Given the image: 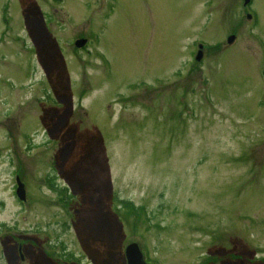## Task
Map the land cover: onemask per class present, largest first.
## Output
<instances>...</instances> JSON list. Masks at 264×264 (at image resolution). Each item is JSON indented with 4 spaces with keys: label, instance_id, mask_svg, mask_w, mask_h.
Segmentation results:
<instances>
[{
    "label": "rangeland",
    "instance_id": "rangeland-1",
    "mask_svg": "<svg viewBox=\"0 0 264 264\" xmlns=\"http://www.w3.org/2000/svg\"><path fill=\"white\" fill-rule=\"evenodd\" d=\"M35 1L57 46L15 7L0 45V264H264V0Z\"/></svg>",
    "mask_w": 264,
    "mask_h": 264
},
{
    "label": "flooded vegetation",
    "instance_id": "flooded-vegetation-1",
    "mask_svg": "<svg viewBox=\"0 0 264 264\" xmlns=\"http://www.w3.org/2000/svg\"><path fill=\"white\" fill-rule=\"evenodd\" d=\"M62 0H54V5H60ZM254 4V0H251L250 4L245 7L244 6V11L246 16H248V9H250ZM13 7H15L17 10L18 8L24 9L22 12V18L20 17L19 19L21 20V24H23V28L26 29L30 34L35 35L38 34L39 31H42L41 33L43 34L46 33L47 38L50 39H55L54 46H57V41L55 35L51 33V27L52 24L55 23L58 26L60 25V21H57L56 16H49L46 17L45 14L42 12L41 5H38L35 0H0V25L3 27V32L0 35V45L4 44L3 42L5 41L6 35L8 36L11 34L15 17L13 15ZM41 9V11H40ZM55 11H58L55 9ZM36 19H40V29L36 27V25L33 23L35 22ZM57 21V22H56ZM41 34V35H42ZM34 37V36H33ZM58 37V36H57ZM35 39V38H34ZM84 38H78L75 42L74 45L77 41L82 40ZM19 41L23 42L24 47H26V42H24V38H19ZM59 47V46H58ZM76 197V196H75Z\"/></svg>",
    "mask_w": 264,
    "mask_h": 264
},
{
    "label": "water",
    "instance_id": "water-1",
    "mask_svg": "<svg viewBox=\"0 0 264 264\" xmlns=\"http://www.w3.org/2000/svg\"><path fill=\"white\" fill-rule=\"evenodd\" d=\"M246 4L250 2V0H245ZM235 41V37H231L229 39V44H232ZM87 44V41L82 40L76 43L77 48H83ZM203 57L202 52H200L197 60L201 61ZM18 183V189H17V196L22 202H26L27 195H26V189L25 185L21 183L20 179L17 180ZM126 257L128 264H147L144 260V255L141 252V249L138 244H131L126 249Z\"/></svg>",
    "mask_w": 264,
    "mask_h": 264
}]
</instances>
